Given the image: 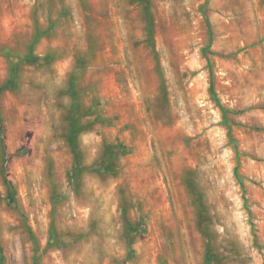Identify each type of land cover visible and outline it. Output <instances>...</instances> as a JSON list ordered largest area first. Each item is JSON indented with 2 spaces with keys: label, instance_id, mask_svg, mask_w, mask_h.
Returning <instances> with one entry per match:
<instances>
[{
  "label": "rangeland",
  "instance_id": "obj_1",
  "mask_svg": "<svg viewBox=\"0 0 264 264\" xmlns=\"http://www.w3.org/2000/svg\"><path fill=\"white\" fill-rule=\"evenodd\" d=\"M37 33L0 96V264H264V0H0V84Z\"/></svg>",
  "mask_w": 264,
  "mask_h": 264
},
{
  "label": "trees",
  "instance_id": "obj_2",
  "mask_svg": "<svg viewBox=\"0 0 264 264\" xmlns=\"http://www.w3.org/2000/svg\"><path fill=\"white\" fill-rule=\"evenodd\" d=\"M148 27L146 29L147 31V40L151 46H153V21L151 20L149 16L148 20ZM39 34L35 36L34 42L31 45L30 51L24 55V57L17 59L16 61L12 60V57L10 56V53L7 55L8 59V77L6 80L0 84V96L5 91H13L20 87L21 81H20V75L22 72V66L24 64L26 65H33L35 63H38L40 60L44 61H50L51 54H48L44 57H39L33 53L34 45L36 44V40L38 39ZM71 90V86H70ZM69 90V91H70ZM209 94L212 98V100L218 105L222 112L223 121L225 125L228 124L226 119V110L220 105L219 100L217 98V95L214 90V84L213 81L210 82L209 86ZM83 106L81 102V96H76L74 98V102L70 107L71 113L69 116V119H71V122L68 127V134L66 137V141L68 143V146L71 149V152L74 156V163L72 166V169L68 172V179L70 182L77 181V178L79 177L80 173L89 169L85 166H82L81 164V152L78 146L77 137L78 135L86 129L88 125H90V122L83 123L81 122L82 118L84 117V113L82 114L78 112V109L80 106ZM73 111V113H72ZM230 128L228 127V136L230 137L231 132ZM126 147L123 146L120 142L111 143V144H105L103 149V157L100 158V160L93 166V169H96L97 171H101L104 173H110V174H117L119 168L116 164V162L119 160L120 156H124L126 154ZM238 154V153H237ZM4 160L7 157L6 151L3 152ZM3 171H5L4 166H2ZM92 169V168H91ZM235 175L237 179L240 181V185H242V182L239 178V175L237 173V170L235 171ZM5 183L9 189H12L11 183L5 179Z\"/></svg>",
  "mask_w": 264,
  "mask_h": 264
}]
</instances>
